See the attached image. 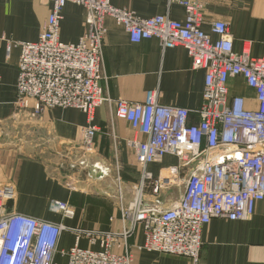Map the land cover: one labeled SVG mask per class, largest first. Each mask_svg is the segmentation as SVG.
<instances>
[{
    "label": "built area",
    "instance_id": "obj_1",
    "mask_svg": "<svg viewBox=\"0 0 264 264\" xmlns=\"http://www.w3.org/2000/svg\"><path fill=\"white\" fill-rule=\"evenodd\" d=\"M48 1L50 15L39 40L7 43L8 56L13 47L21 49L18 114L37 119L61 108L92 117L97 108L115 105L116 119L128 122L135 132L127 145L142 169L141 183L126 203L117 166L122 231L73 230L76 246L61 254L68 256V264H133L129 240L143 226L145 244L141 249L201 264L203 229L215 219L248 220L264 200V58L252 57L249 47L236 53L234 36L225 22L211 23L212 33L218 37L213 42L203 30V0H167L169 6L184 8V22L169 16L142 18L116 7L114 0ZM69 3L85 8L88 16L87 31L76 44L60 38L63 11ZM107 18L123 27L134 44L155 39L164 50L184 48L192 68L206 72L201 107L163 106L157 90L148 92L141 103L114 101L106 95L102 81L106 79ZM237 77L255 90L258 110L248 109L244 98L230 97L228 83ZM194 116L198 122L193 121ZM97 131L92 125L82 128L84 154L93 152ZM167 156L176 158L178 164L165 168L159 177L148 171ZM182 186L181 200L165 208L164 193ZM147 190L153 200L146 199ZM16 199L13 185L0 186V264H57L61 235L69 229L17 212ZM54 205L65 218L74 217L68 203ZM83 238L100 250L80 248Z\"/></svg>",
    "mask_w": 264,
    "mask_h": 264
},
{
    "label": "crops",
    "instance_id": "obj_2",
    "mask_svg": "<svg viewBox=\"0 0 264 264\" xmlns=\"http://www.w3.org/2000/svg\"><path fill=\"white\" fill-rule=\"evenodd\" d=\"M113 4L142 18L169 16L179 22L186 19L184 8L169 6L167 0H114ZM203 4V30L213 42L218 37L212 33L211 23L225 22L234 36L236 53L249 47L252 57L264 58V0H203ZM50 10L48 0H0V186L15 187L17 212L69 229L63 231L55 256L57 264H68V256L61 252L76 246L77 234L73 230L122 231L117 166L126 203L133 199L141 183L142 169L127 145L135 132L128 122L116 119L115 105L97 108L92 117L77 109L61 108L49 110L37 119L18 114L21 49L13 47L8 56L7 43L37 42ZM87 18L85 8L69 3L63 11L61 41L78 43L87 31ZM105 27L106 79L102 87L106 95L114 101L141 103L148 92L157 90L163 106L189 110L201 107L206 72L192 68L184 48L164 50L155 39L134 44L112 18L105 20ZM228 89L231 98H244L248 109H259L255 90L242 77L230 79ZM193 121L198 122V117L194 116ZM89 125L98 131L93 152L83 154L77 148L82 128ZM168 158L171 156L163 163ZM156 165L160 164L148 168L155 177L169 167ZM171 191L174 190L164 193L165 208L179 202L183 195L182 192L175 197ZM146 199L153 200L149 190ZM55 202L68 203L74 217L65 218L56 210ZM202 241L201 264H264V200L248 220H213L203 229ZM129 243L133 264H191L185 258L141 249L145 244L143 226L137 227ZM79 247L100 250L84 238Z\"/></svg>",
    "mask_w": 264,
    "mask_h": 264
},
{
    "label": "rangeland",
    "instance_id": "obj_3",
    "mask_svg": "<svg viewBox=\"0 0 264 264\" xmlns=\"http://www.w3.org/2000/svg\"><path fill=\"white\" fill-rule=\"evenodd\" d=\"M15 130V129H14ZM12 130V131H14ZM14 134V132H13ZM78 151H80L81 153H85L82 146L80 145V147L77 148ZM178 164V160L174 157H171V158H168L165 160V162L163 164H160V165H156L158 168H161V167H166V166H170V165H176ZM83 174V173H82ZM84 175H80V177H82ZM174 191H171L173 194H175V197L177 196V194L181 193L184 191V186L180 187V188H174L173 189Z\"/></svg>",
    "mask_w": 264,
    "mask_h": 264
},
{
    "label": "bare ground",
    "instance_id": "obj_4",
    "mask_svg": "<svg viewBox=\"0 0 264 264\" xmlns=\"http://www.w3.org/2000/svg\"><path fill=\"white\" fill-rule=\"evenodd\" d=\"M48 239H51V236H50V237H48Z\"/></svg>",
    "mask_w": 264,
    "mask_h": 264
}]
</instances>
